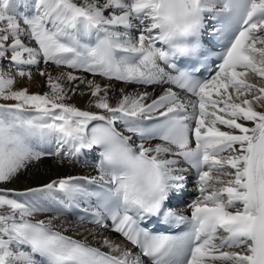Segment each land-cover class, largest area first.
I'll list each match as a JSON object with an SVG mask.
<instances>
[{
    "label": "snow or ice",
    "instance_id": "snow-or-ice-1",
    "mask_svg": "<svg viewBox=\"0 0 264 264\" xmlns=\"http://www.w3.org/2000/svg\"><path fill=\"white\" fill-rule=\"evenodd\" d=\"M25 66L48 91L15 88ZM250 75L264 81V0H0V264H264V84ZM116 84L139 87L112 103ZM48 157L95 174L4 187ZM183 164L190 216L171 204ZM81 204L79 223L138 251L66 234ZM153 218L186 230L153 233Z\"/></svg>",
    "mask_w": 264,
    "mask_h": 264
},
{
    "label": "bare ground",
    "instance_id": "bare-ground-1",
    "mask_svg": "<svg viewBox=\"0 0 264 264\" xmlns=\"http://www.w3.org/2000/svg\"><path fill=\"white\" fill-rule=\"evenodd\" d=\"M45 67H48V70L52 72L54 75L59 71H68L67 69H56L54 66H45L44 64L40 65V68L43 69ZM6 71L8 69H5ZM25 71H32L33 73V79L31 81H28L26 78L24 80H21L19 77H16L17 83L15 85V88H27L29 93H39L43 94L44 92L48 91L47 87L45 86V78L40 77L38 71L35 68H29L27 66L24 67ZM13 75L15 73L13 72ZM251 77V76H250ZM92 77L89 76V79ZM252 83L256 84H264V81L259 80V78L252 76ZM99 81L100 79L97 78ZM102 82V81H101ZM84 86L81 85V88ZM120 88H126V91L132 92L136 90L137 86H123L120 84H116L115 92L110 93L111 96V102L115 103L116 99L119 96V90ZM142 90V89H141ZM151 91V89H149ZM161 89L156 88V91L153 93V95H158L160 93ZM68 103L75 105L76 107L82 109V110H88V97L87 96H81L79 94L72 96V98L68 101ZM256 110L258 111H264V102H261L260 105L255 106ZM93 111H96L95 109H92ZM222 127V126H221ZM85 158L81 157V160L83 161ZM87 159H90V156L87 157ZM95 174L94 170L92 168H85L83 167V164H77V163H70L67 160L63 161L62 163L57 160L55 157H48L43 159L38 164H33L27 168V170L22 171L21 174L13 180L10 184L5 185L4 187H7L9 189H14L16 191H25L26 189L30 187H39L43 184H46L54 179H59L63 177H67L69 175H83V174ZM48 215H59L56 213H49ZM45 218V217H41ZM61 221L64 223L71 222L73 225V228L70 229L67 234L74 235L79 238H87L88 241L95 242L98 246H100V242L104 237L110 238L113 243L120 245L121 247L128 248L124 243L113 239L112 237L101 234L98 231L94 230L91 227L76 224L73 221H70L68 219H65L64 216L60 217ZM79 228L80 232L79 234L74 233V229ZM87 229V230H85ZM95 233V238H93L92 235H89V233Z\"/></svg>",
    "mask_w": 264,
    "mask_h": 264
},
{
    "label": "rangeland",
    "instance_id": "rangeland-1",
    "mask_svg": "<svg viewBox=\"0 0 264 264\" xmlns=\"http://www.w3.org/2000/svg\"><path fill=\"white\" fill-rule=\"evenodd\" d=\"M253 79V78H252Z\"/></svg>",
    "mask_w": 264,
    "mask_h": 264
}]
</instances>
